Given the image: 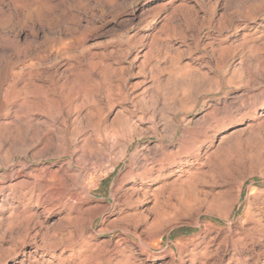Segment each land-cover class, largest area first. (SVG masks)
<instances>
[{
	"label": "rangeland",
	"instance_id": "rangeland-1",
	"mask_svg": "<svg viewBox=\"0 0 264 264\" xmlns=\"http://www.w3.org/2000/svg\"><path fill=\"white\" fill-rule=\"evenodd\" d=\"M0 135V264H264V0H0Z\"/></svg>",
	"mask_w": 264,
	"mask_h": 264
},
{
	"label": "bare ground",
	"instance_id": "bare-ground-1",
	"mask_svg": "<svg viewBox=\"0 0 264 264\" xmlns=\"http://www.w3.org/2000/svg\"><path fill=\"white\" fill-rule=\"evenodd\" d=\"M8 54H9V53H8ZM32 74H33V73H32ZM32 74H31V77H30V78H32ZM29 76H30V75H29ZM37 76L39 77V75H37ZM33 78H34V77H33ZM16 79H17V78H16ZM35 79H37V77H36ZM12 80L14 81V77H13ZM19 80H20V79H19ZM67 80H68V79H67ZM98 80H99V79H98ZM10 81H11V80H10ZM13 81H12V82H13ZM14 82H15V81H14ZM14 82H13V84H14ZM16 82H17V81H16ZM31 82H32V81H31ZM31 84H32V83H31ZM14 86H15V85H14ZM14 86H11L9 89H7V91H6L5 95H4V97H5L6 99H7V98H11V97H12V98H13V97L15 98L17 95H22V96H24V99L26 100V99L28 98L29 95L31 96L32 93H34V92H36V93H41L42 90H43L42 88H44V87H41L42 85H41V86H40V85L38 86V85H35V84L33 83V84L31 85L32 88H33V89H32V88H29V87H31V86H30V83H29L28 87L26 86V87H24V89H22V90H20V91H18V90L15 91ZM31 89H32V91H31ZM33 90H34V91H33ZM63 91H64V90H63ZM64 93H65V92H64ZM15 95H16V96H15ZM2 96H3V95H2ZM22 96H21V97H22ZM44 96H45V95H44ZM47 97H48V96H47ZM5 98H4L3 100H5ZM45 98H46V97H44V99H45ZM24 99H23V100H24ZM46 99H47V100H46V102H47V101H48V98H46ZM85 99H86V98H85ZM26 101H27V100H26ZM26 101H25V102H26ZM52 101H53V100H52ZM54 101H55V100H54ZM57 102H58V101H57ZM53 103H55V102H53ZM53 103H52V105H53ZM46 104L48 105V103H46ZM49 104H51V102H49ZM57 104H59V103H56V105L54 106V109H56V108L58 109V107H56V106H58ZM60 105H61V103H60ZM60 105H59V109L61 108ZM45 106H46V105H45ZM49 106H50V105H49ZM47 107H48V106H46L45 108L48 109ZM55 107H56V108H55ZM62 108H63V107H62ZM28 109H29V108H28ZM28 109H27V111L29 112ZM50 109H51V107H50ZM50 109H49V110H50ZM62 110H63V109H62ZM56 111H57V110H56ZM32 112H33V111H32ZM19 114H20V113H19ZM28 114H29V113H28ZM25 115H27V114H25ZM119 116H120V115H119ZM25 117H26V116H25ZM27 117H28V115H27ZM34 118H35V117H34ZM21 119H23V118H21ZM28 120H31V119L28 117ZM55 121H56V120H55ZM23 122H25V121H23ZM27 122L29 123V121H27ZM31 122H32V121H31ZM50 123H51V122H50ZM31 124H32V123H31ZM52 124H53V123H52ZM53 125H54V124H53ZM23 126H24V124H23ZM115 126H116V125H115ZM120 126H121V125H120ZM10 127H11V126H10ZM27 127H29V125H28ZM24 128H25V127H24ZM25 132H26V131H25ZM80 132H81V131H80ZM173 132H174V131H173ZM21 133H22V132H21ZM86 133H87V132H86ZM113 133H114V132H113ZM77 135H78V134H77ZM127 135H128V133H127ZM129 135H130V134H129ZM0 136H1V135H0ZM25 137H26V136H25ZM126 138H127V137H126ZM129 138H130V136H129ZM0 139H1V138H0ZM130 141H132V140H130ZM3 142H4V141H3ZM86 142H87V141H86ZM126 142H127V140H126ZM128 143H131V142L128 141ZM128 143H127V144H128ZM122 144H124V143H122ZM127 144L123 146L122 153H120V154H123V155H121V156H124V155H125L126 149H127V147H128ZM100 146H101V145H100ZM101 148H102V147H101ZM105 148H106V147H105ZM121 148H122V146L120 147V149H121ZM103 149H104V148H103ZM98 150H99V149H98ZM112 150H113V149H112ZM101 151H102V150H101ZM101 151H100V154H101ZM98 152H99V151H98ZM120 152H121V151H120ZM104 153H105V151H104ZM34 155H35V154H34ZM102 155H103V154H102ZM121 158H122V157H121ZM110 159H111V158H110ZM119 159H120V158H119ZM190 178H191V176H190ZM193 179H194V176H193ZM176 180H177V179H176ZM176 180H175V181H176ZM178 180H179V179H178ZM186 180H188V179H186ZM189 180L191 181V179H189ZM180 182H181V181H180ZM182 182H183V184L180 183L181 186L184 185V183H186V185L188 184L187 182H185V180L182 181ZM188 182H189V181H188ZM194 182H195V181H194ZM175 183L178 184L177 182H174V184H175ZM189 183H190V182H189ZM190 184H192V183H190ZM171 185H173V182H172ZM171 185H170V186H171ZM186 185H184L185 188H186ZM176 186H177V185H176ZM176 186H175V187H176ZM172 187H173V186H172ZM175 187H174V188H175ZM191 187H192V185H191ZM183 188H184V187H183ZM176 189H177V188H176ZM187 189H188V188H187ZM191 189H192V188H191ZM181 192H182V191H181ZM183 193H184V192H183ZM183 196H184V195H183ZM180 198H181V197H180ZM179 201H180V200H179ZM182 201H184V198H183ZM157 202H158V201H157ZM178 203H179V202H178ZM157 204H158V203H157ZM179 204H180V203H179ZM229 204H230V203H229ZM182 205H183V204H182ZM220 206H222V205H220ZM220 206H219V207H220ZM225 206H226V204H225ZM183 207H184V206H183ZM187 207H188V206H187ZM191 207H192V206H191ZM219 207H218V208H219ZM222 207H223V206H222ZM222 207H221V208H222ZM230 207H231V206H230ZM188 208L190 209V207H188ZM228 208H229V207L227 206V209H228ZM92 209H93V208H92ZM96 209H97V208H96ZM227 209H226V210H227ZM185 210H187V209H185ZM191 210H192V209H191ZM221 210H222V212H223V210L225 211L224 208L221 209ZM228 210H230V208H229ZM95 212H96V211H95ZM175 212H176V211H175ZM177 212H178V211H177ZM177 212H176V214H178ZM229 212H230V211H229ZM229 212H228V213H229ZM226 213H227V212H226ZM226 213L224 212V214H226ZM178 215H179V214H178ZM167 216H169V215H167ZM225 216H227V215H225ZM160 217H161V216H160ZM170 217H171V216H170ZM157 219H162V218H157ZM165 219H166V218H165ZM172 219H174V218H172ZM167 220H168V219H167ZM167 220H165V222H166ZM160 221H161V220H160ZM168 221H169V220H168ZM170 221H171V219H170ZM161 222H164V221H161ZM158 223H159V222H158ZM161 224H162V223H161ZM165 224H166V223H165ZM167 224H168V223H167ZM257 224H258V223H257ZM159 225H160V224H159ZM163 225H164V224H163ZM157 226H158V225H157ZM160 226H162V225H160ZM165 226H166V225H165ZM162 227H163V226H162ZM162 227H160V228H162ZM152 228H153V227H152ZM256 228H257V227H256ZM155 229H156V228H155ZM162 230H163V229H162ZM255 230H256V229H255ZM260 230H262V228H261ZM263 230H264V228H263ZM263 230H262V231H263ZM257 232H258V231H257ZM260 232H261V231H260ZM260 232H258V233H260ZM258 233H257V234H258ZM262 234H263V233H262ZM252 237H253V236H252ZM108 258H109V257H107L106 259H108ZM112 258H113V257H112ZM109 259H110V258H109ZM109 259H108V260H109ZM114 259H115V258H114ZM108 260H107V261H108ZM110 260H111V259H110ZM110 260H109V261H110ZM109 261H108V262H109ZM112 261H113V260H112ZM112 261H111V262H112ZM105 263H106V262H105ZM106 264H109V263H106Z\"/></svg>",
	"mask_w": 264,
	"mask_h": 264
}]
</instances>
